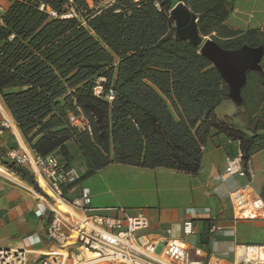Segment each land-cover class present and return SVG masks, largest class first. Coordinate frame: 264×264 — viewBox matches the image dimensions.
I'll use <instances>...</instances> for the list:
<instances>
[{
    "label": "trees",
    "instance_id": "1",
    "mask_svg": "<svg viewBox=\"0 0 264 264\" xmlns=\"http://www.w3.org/2000/svg\"><path fill=\"white\" fill-rule=\"evenodd\" d=\"M88 1H15L1 16L0 99L25 144L67 167L79 155L82 179L112 164L199 177L216 131L240 144L248 170L264 150V58L261 71L247 73L237 112L244 128L221 120L216 111L229 88L198 48L176 39L171 11L184 3L200 34L225 50L264 44V25L231 30L235 0ZM71 8L79 18L61 19ZM72 117L87 125H72ZM4 157L0 150V164L41 192L27 169Z\"/></svg>",
    "mask_w": 264,
    "mask_h": 264
},
{
    "label": "crops",
    "instance_id": "2",
    "mask_svg": "<svg viewBox=\"0 0 264 264\" xmlns=\"http://www.w3.org/2000/svg\"><path fill=\"white\" fill-rule=\"evenodd\" d=\"M15 1L21 0H0V19ZM263 25L264 0H235L234 11L227 21L231 30L245 32ZM237 112L231 101L224 102L216 111L221 120L243 129ZM16 129L0 133V150L5 161L11 162L9 154L24 143ZM239 152L238 142L215 131L203 149V170L199 177L166 169L112 164L82 179L70 196L75 197L81 188H87L94 208L141 213L150 223V233L165 240L184 239L189 247L201 248L203 259L209 264H234L237 246L264 244V220L236 221L229 200L230 192L244 186L260 195L264 187V150L252 157L247 178L226 174L228 159ZM76 158L84 174L85 161L79 155ZM0 167L5 170L0 172V248L51 249L44 239L49 212L41 193L20 175L1 164ZM189 221L194 233L185 237L183 225Z\"/></svg>",
    "mask_w": 264,
    "mask_h": 264
},
{
    "label": "built area",
    "instance_id": "3",
    "mask_svg": "<svg viewBox=\"0 0 264 264\" xmlns=\"http://www.w3.org/2000/svg\"><path fill=\"white\" fill-rule=\"evenodd\" d=\"M91 2L88 1L89 5ZM44 8L42 5L41 9ZM48 13L53 18L59 17L50 9ZM60 18L79 16L71 8ZM82 23L85 25V21ZM95 92L101 94L100 84ZM113 95L110 90L107 99L112 101ZM0 115V133L17 128L1 103ZM71 123L83 128L87 125L84 118L72 117ZM9 157L12 163L31 173L41 190L49 212L44 239L52 247L47 251L0 248V264H209L203 259V250L189 247L184 239L165 240L150 233V223L141 213L98 210L92 206L87 188H81L77 196L71 197L70 191L82 180L81 172L73 166L67 167L56 156H40L21 143L19 150L12 151ZM226 174L248 177L241 152L228 159ZM229 200L236 221L264 220V201L248 186L230 192ZM183 233L185 237L193 235L192 222L184 223ZM234 264H264V244L237 246Z\"/></svg>",
    "mask_w": 264,
    "mask_h": 264
},
{
    "label": "water",
    "instance_id": "4",
    "mask_svg": "<svg viewBox=\"0 0 264 264\" xmlns=\"http://www.w3.org/2000/svg\"><path fill=\"white\" fill-rule=\"evenodd\" d=\"M175 23V37L199 49L219 72L229 88L228 98L237 109H244L242 91L247 84L249 71H261L264 44L257 48L244 45L237 50H225L210 38L203 37L198 29V16L180 2L171 11Z\"/></svg>",
    "mask_w": 264,
    "mask_h": 264
},
{
    "label": "rangeland",
    "instance_id": "5",
    "mask_svg": "<svg viewBox=\"0 0 264 264\" xmlns=\"http://www.w3.org/2000/svg\"><path fill=\"white\" fill-rule=\"evenodd\" d=\"M94 5H93V3L91 2L90 3V7H93ZM0 101H1V99H0ZM1 104H2V102H1ZM1 118H2V116H1ZM23 142H24V140H23ZM25 143V142H24ZM72 166L74 167V168H76V169H78L80 172H81V170H80V166H79V159L78 158H75L74 159V161H73V163H72ZM81 175H82V177L84 176V174H82V172H81ZM87 179V178H86Z\"/></svg>",
    "mask_w": 264,
    "mask_h": 264
},
{
    "label": "bare ground",
    "instance_id": "6",
    "mask_svg": "<svg viewBox=\"0 0 264 264\" xmlns=\"http://www.w3.org/2000/svg\"><path fill=\"white\" fill-rule=\"evenodd\" d=\"M0 172H5V170L3 168L0 167Z\"/></svg>",
    "mask_w": 264,
    "mask_h": 264
}]
</instances>
